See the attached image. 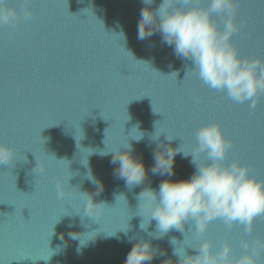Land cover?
<instances>
[{
  "label": "water",
  "instance_id": "95a60500",
  "mask_svg": "<svg viewBox=\"0 0 264 264\" xmlns=\"http://www.w3.org/2000/svg\"><path fill=\"white\" fill-rule=\"evenodd\" d=\"M9 3L19 7L17 0ZM161 3L32 0V20L16 28L0 27V143L17 154L12 164L0 165V264H125L136 240L151 239L148 233L156 230L154 220L147 231L141 230L138 194L149 186L158 190L165 180L188 179L196 171L191 156L178 154L173 176L153 175L156 144H182L183 150L191 151L196 130L208 123H221L225 136L235 142L228 163L250 165L252 174L264 180V99L253 110L248 103H234L209 89L191 72L186 78L192 61L177 57L159 31L139 40L141 9L155 10ZM225 18L215 17L220 24ZM237 22L243 27L232 42L240 55L264 62V0H244ZM121 30L124 40L117 36ZM173 72L177 78L167 76ZM157 121L176 140L169 142L162 135L158 142L151 141L147 134L155 132ZM137 125L146 133L140 142L132 139L139 134L133 129ZM128 143L148 169L146 181L131 188L114 175L118 163H110L115 155L111 152L127 151L122 147ZM101 151L110 152L101 156ZM36 157L46 171L34 172ZM89 168L103 185L99 195L87 179ZM71 172L75 175L67 186ZM57 183L65 184L66 198L58 197ZM79 191L94 195L95 203L109 205L103 215L83 216ZM68 212L72 215L63 216L52 229ZM193 225H185L183 233L172 230L152 240L154 247L166 251L152 264L169 259L176 264L169 240L175 237L183 243ZM128 227V237L136 238L132 243L119 231ZM92 231H100V238L78 255V242L68 233ZM102 231H118L119 239H103ZM207 238L217 246L231 242L239 255L242 241L264 238V216L257 219L252 236H245L242 226L228 229L216 221ZM187 252L197 254L192 248ZM259 260L264 264V255Z\"/></svg>",
  "mask_w": 264,
  "mask_h": 264
},
{
  "label": "clouds",
  "instance_id": "9594fccd",
  "mask_svg": "<svg viewBox=\"0 0 264 264\" xmlns=\"http://www.w3.org/2000/svg\"><path fill=\"white\" fill-rule=\"evenodd\" d=\"M31 2L32 0H20L17 7L11 5L9 0H0V27L16 28L22 21L32 20L34 12L30 7ZM142 3L150 6L154 0H142ZM239 5L240 0H206V3L202 0H162L155 10L150 7L141 9L137 38L144 40L159 31L162 42L170 47L174 46L177 57L192 61L193 67L187 72L186 78L191 72L209 89L224 93L234 103H248L249 108L255 110L264 99V62L242 57L232 42L234 35L243 27L237 22ZM220 14L226 17L222 24L215 19ZM117 36L121 40L126 39L123 30ZM126 52L135 59L130 51ZM177 75V72H173L167 76L177 78ZM152 108L154 110L153 102ZM160 122H155L154 133L147 134L149 139L158 142L163 135L169 142L176 140L177 137L169 135L160 126ZM138 127L133 128L139 133L132 138L136 142H140L146 135L145 132L138 131ZM107 133L108 129L106 135ZM195 139L196 146L191 151L183 150L182 144L175 148L162 142L156 144L154 166L151 168L153 175L173 176L175 157L178 154H183L185 158L191 156V163L195 165L196 171L188 179L165 180L159 184L158 190L149 186L138 194L136 216L143 218L140 228L147 231L150 222L154 220L156 230L148 233L151 239L138 240L128 237L129 227L119 230L128 237V243L136 240L127 254L125 264H152L158 257L165 256L166 251L154 247L152 240H161L172 230L183 233L185 225L193 222L191 234L186 236L183 243L175 237L169 240L173 255L178 258L176 264H260L259 257L264 255V238L245 239L241 242V254L236 255L231 242L225 240L217 246L216 242L207 237L211 225L216 221H222L228 229L242 226L245 236H252L257 219L264 216V180L252 174L250 165L238 160L228 163L229 153L235 142L225 136L221 123H208L199 127L195 132ZM122 148L127 151L122 152L120 148L118 152H111L115 155L110 163L119 165L114 170V175L129 188L143 184L148 176L146 165L142 159L133 155L131 144ZM109 152L101 151L99 155L105 156ZM16 155L14 148L0 143V165L12 164ZM50 156L55 158L54 155ZM36 160L34 172L37 169L40 172L46 171L37 157ZM73 175L75 174L68 176L67 186ZM87 179L97 186L94 195H99L103 191V185L94 177L90 168ZM56 191L60 199L69 195L65 184L57 183ZM79 193L84 202L83 216H101L109 206L105 202L95 203L94 195ZM119 197L125 198L123 195ZM67 215L72 213L60 216L52 229ZM68 227L72 228L73 225L69 224ZM102 232L103 239H119L118 231L115 234ZM68 237L78 242L76 252L82 255L85 247L97 242L100 231L69 232ZM63 247L66 248L67 244ZM188 248L196 250L197 254L189 255ZM162 264H173V261L169 259Z\"/></svg>",
  "mask_w": 264,
  "mask_h": 264
},
{
  "label": "snow or ice",
  "instance_id": "6c2138e0",
  "mask_svg": "<svg viewBox=\"0 0 264 264\" xmlns=\"http://www.w3.org/2000/svg\"><path fill=\"white\" fill-rule=\"evenodd\" d=\"M20 0H17V3L19 4ZM202 2L206 3V0H202ZM244 6V0H240L239 9ZM238 17V16H237ZM246 23V22H244Z\"/></svg>",
  "mask_w": 264,
  "mask_h": 264
}]
</instances>
